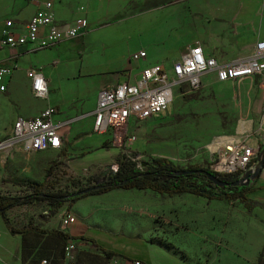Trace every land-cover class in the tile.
Masks as SVG:
<instances>
[{"label": "rangeland", "instance_id": "374dc122", "mask_svg": "<svg viewBox=\"0 0 264 264\" xmlns=\"http://www.w3.org/2000/svg\"><path fill=\"white\" fill-rule=\"evenodd\" d=\"M177 3V8L167 6L135 18H129L133 12L130 7L109 21L114 23L111 26H103L109 24L107 20L94 26L92 22L83 39L73 38L55 49L35 53L38 55L33 60L38 63L55 59L45 68V74L50 83V100L60 110L56 121L66 123L62 128L65 148L25 153L19 145L0 151L9 153L4 166H0V196L30 194L32 191L20 184L25 181L44 184V192L78 196L109 181L124 156L141 169L159 158L184 169L194 165L214 167L215 141L236 138L241 126L253 119L250 113L256 86L250 80L222 87L208 77L202 90L187 93L186 84L176 89L172 107L158 119L144 117L143 113L144 119L134 118L125 129H112L106 134L96 133L92 126L91 112L97 105L100 89L126 80L123 76L129 74L128 70L125 72L129 69L128 58L140 48H147L156 61L168 59L175 48L187 41L179 59L196 45L218 55L224 63L254 55L255 30L264 22V0ZM137 65L132 64V78L144 70ZM133 135L136 140L129 142ZM13 153L26 159L33 155L32 163H12L8 157ZM85 200L89 204L82 207L90 210L89 216L81 217L84 219H78L79 222L117 233H96L97 244L105 250L146 256L144 242L133 243L118 237L126 235L152 243L150 252L156 264H264V205L249 213L240 202L210 201L189 194L169 197L135 190ZM77 207L78 202L73 208L66 203L54 216L48 202L36 201L12 209L7 217L17 227L36 224L52 231L60 227L63 213L76 216ZM20 247L21 235L9 233L6 237L0 231V259L8 258V250L20 257ZM65 248L52 235L34 232L24 239L21 251L23 260L26 259L24 264L31 258L38 264L44 260L49 264H68L62 256ZM80 249L83 258L97 257L98 263H105L99 251L90 246ZM78 254L76 249V259Z\"/></svg>", "mask_w": 264, "mask_h": 264}, {"label": "built area", "instance_id": "2783aa9c", "mask_svg": "<svg viewBox=\"0 0 264 264\" xmlns=\"http://www.w3.org/2000/svg\"><path fill=\"white\" fill-rule=\"evenodd\" d=\"M53 8L52 0H44L42 8L36 11L30 23L26 25L25 33L21 35L11 32L13 22L5 23L0 47L17 49L25 44H33L38 49L48 50L64 40L85 35L89 25L86 19L77 20L76 24L61 30L54 18ZM147 56L145 51H138L131 56L130 61L139 64L147 59ZM12 71L10 67L0 66V91L6 90L5 80L11 76ZM209 74H215L220 83L242 82L248 78L260 77V86L264 92V40L255 46V53L251 58L226 64L218 62L216 57L206 56L203 48L196 45L190 47L188 54L177 62L148 67L133 81L101 89L93 112L94 131L106 134L112 129H125L134 118L144 119L148 116L155 120L172 107L176 89H181L186 84L189 88L187 93L196 92L202 87V78ZM27 77L32 83L31 91L34 96L42 100L48 99L49 84L42 70L30 69L27 71ZM56 115L57 110L48 107L35 118L17 119L10 138L0 140V151L19 145L24 147L25 153L60 150L63 146L62 128L66 123L57 122ZM135 140V135L129 138V142ZM214 152L217 157L212 170L219 174L231 175L241 172L242 176L253 169L254 160L259 155V149L248 146L245 140L215 141ZM75 224L77 219L70 212H65L61 217L63 230H69ZM76 249L74 243L66 246L65 258L68 264H76ZM43 264H47V261ZM109 264L147 263L141 260L113 258Z\"/></svg>", "mask_w": 264, "mask_h": 264}, {"label": "crops", "instance_id": "0c3cea01", "mask_svg": "<svg viewBox=\"0 0 264 264\" xmlns=\"http://www.w3.org/2000/svg\"><path fill=\"white\" fill-rule=\"evenodd\" d=\"M43 1L44 0H40L37 2H31L29 0H0V15H1L0 16V38H2V32H3V29L5 28V23H7L8 21L13 22L12 23L13 27L11 29V32L14 35L24 34L26 31V25L30 23L31 18L34 16L36 11L42 8ZM177 1L178 0H52L54 4V8L52 10H53L54 18L57 24L59 25V27H61V30H66V28L76 24L77 20L80 18L86 19L89 22V25L92 24L93 22L91 26H94V25L100 24L103 20L104 21L107 20L109 22L117 18L116 15H118L122 11L130 10V7L133 9L132 10L133 12L129 18H135L138 16L141 17L148 13H152L153 11H158L159 9H165L167 6H172V7L177 8L180 5V3L179 4L177 3ZM113 24L109 22V24L106 23L103 26L108 27ZM263 29H264V22L262 21L260 28L258 27L257 30H255V34H254V36L257 38V44L258 42L264 40V34L262 33ZM87 34L88 32H86L85 35L81 37L80 39H83ZM69 40H72V39H69ZM69 40H64L63 42L58 44L56 47L60 46L62 43H65L66 41H69ZM187 44H188V41L184 45H181V47L175 48L173 50L172 56L169 57L168 59H165L164 61H156V59H154L153 55L149 52L147 48H140L134 51L131 54V56L138 51L139 52L145 51L147 53L148 55L147 59H145L139 64L137 63L138 68L146 69L148 67L156 66L158 64H166V63L171 64V63L177 62L182 59V58L181 59L179 58L183 54V52H185L184 48L187 46ZM56 47L48 49V50L38 49L33 44H25L23 46L18 47L17 49H11L9 47H3V48L0 47V66L10 67L13 70L11 76L7 77L5 80V84L7 86L6 90L3 92L0 91V140L10 138V136L13 133L14 124L19 118H25L26 120L35 118L48 107H54L57 110L56 117L60 114V110L57 107V105H54L53 101L50 100V93H49L48 99L46 100H42L41 98H37L36 96H34V94L31 91L32 83L27 77V71H29L30 69H41L42 74L48 81V77L45 74L46 72L45 68L49 65L51 61L55 59L52 57L51 60H48L44 63H41V62L38 63L36 60H33V58L37 57L38 54H35V53H38L39 50L40 51L42 50V52L43 51L47 52L49 50L55 49ZM203 50L206 56L216 57L218 59V62L222 64H226L220 60L218 55L210 53L205 48H203ZM130 58H128L129 65L127 66V68L129 69L125 70V72H127L128 70L129 74L128 73L124 74L123 77L126 80L124 81L119 80L118 84L125 83L126 81H133L135 77L137 78L142 73L141 72L140 74H136L132 78L131 74L133 73V69L135 68H133L132 66L133 62L130 61ZM56 63L57 61L55 62V64ZM208 77H211L213 79H216V81H218L216 78L217 76L215 74H209V75L204 76L202 78L201 90L204 88L205 79ZM247 80H250V82L256 86V91L253 94V98H252V110L250 113L253 119L251 121H247V124H244L241 126L240 133L238 134L236 138H233V139L224 138L222 141L245 140L248 146L258 149L259 147H262L264 144V92L260 86L261 84L260 77L252 78V79L248 78L244 81H247ZM231 83L236 84L239 82L229 81V82L220 83V84H223L222 87H229ZM48 84L50 88L49 81H48ZM253 89L254 88H252V90ZM39 99H41V101H47L48 104H42ZM94 110L91 112L92 117H93ZM58 120L59 119H57V122H60ZM92 126L94 129V118L92 121ZM251 135L252 137H249ZM62 137H63V146L60 150L55 149L56 151H61L65 148V139H64V136ZM7 155L9 156L8 152L7 153L0 152V166H4V164L6 163L5 157ZM8 158L12 163H16V164L21 163V162L26 163V160H27L29 164H31L33 155L29 156L26 159V157L24 155H21L20 153L18 154L13 153L11 157H8ZM19 158H21V160ZM254 187H255V190L253 193L249 195V199L254 202L260 203L263 206L264 205V170L262 174H260V177ZM116 191L128 192V191L117 189L108 194H105V195L102 194L98 196L105 197ZM92 197H95V196H92ZM85 199H88V198H83L77 201L78 207H77V211L75 212L76 216L72 214L77 219V224H75L71 229H69L70 236L74 238L85 237V239L95 240L97 242H98L97 240L98 234L96 233L97 232L100 233V230H101V233L104 235L117 236V233L104 231L100 228L87 227L85 223H82L81 221L79 222L78 219L82 220L85 217L89 216V213H87V211L90 212V210L87 209L86 211L82 207V204L84 203H86L87 205L89 204L88 202H86ZM81 217H84V218H81ZM11 225L15 228H22V227H17L16 225H13V224ZM32 226L28 225L25 228H30ZM34 226H36V224ZM39 229L48 231L47 229H42V228H39ZM58 229L63 230L61 226V218H60V227L59 228L57 227L56 230ZM0 231L2 232V234L4 233L6 237L9 235L8 229L6 228V225L4 224L1 217H0ZM33 233L34 232H31L29 233V235ZM16 235H20V234H16ZM118 237L124 238L128 240L129 242H133V243L144 242L145 247L147 248V251H146L147 255L146 256L139 255L138 257H133L128 254H122L120 252H117L114 249H106V250L116 252L117 254L123 256V258L122 257L120 258L121 260H132L133 259V260H141L147 264H156L154 260L152 259L151 252H150L151 251L150 245H153L152 243L147 242L145 239H133V237H128L126 235H121ZM82 246L86 248L87 246L89 247L90 245H87L85 242H82L79 245L80 252H83L80 249V247ZM22 247H23V238L21 236L20 257H17L14 251L8 250L10 251V253H8L9 256L6 255V257L8 258L6 260L0 259V264H24L25 262L23 260L22 251H21ZM43 262H41L40 264H43ZM26 264H38V262L37 260L31 258L30 260H28V263ZM47 264L49 263L47 262Z\"/></svg>", "mask_w": 264, "mask_h": 264}, {"label": "trees", "instance_id": "16d2710c", "mask_svg": "<svg viewBox=\"0 0 264 264\" xmlns=\"http://www.w3.org/2000/svg\"><path fill=\"white\" fill-rule=\"evenodd\" d=\"M53 168H55L54 165L51 170ZM20 184L32 192L24 197L0 196V217L6 225L8 232L12 235L20 234L23 241L29 233L36 232L39 235H52L61 240L65 244V247L68 244L74 243L79 253L76 264H109L113 258L120 259L123 256L101 248L95 240H88L85 237L74 238L70 236L69 230L46 231L36 226L15 228L10 224L7 217L9 211L19 206L33 204L36 201L48 202L52 206V214L56 216L66 203H68V207L72 208L77 201L83 198L105 195L117 189L123 191H151L169 197L189 194L210 201L240 202L249 213L253 212L256 207L262 206V204L249 199V195L254 192L255 187H250L249 183L244 180L241 172L232 175L219 174L211 168H201L198 165L184 169L183 167L174 165L166 158L153 160L152 163L149 162L144 169H141L134 161L124 156L109 181L96 185L92 190H85L78 196H71L62 192L55 193V191L44 192L45 186L44 184H39V182L25 181ZM82 242L99 251L105 263H98L97 257L83 258L84 253L79 251V245ZM23 252L25 256L24 249ZM64 253L63 249V258L65 256ZM25 260L24 257V262H26Z\"/></svg>", "mask_w": 264, "mask_h": 264}, {"label": "water", "instance_id": "95a60500", "mask_svg": "<svg viewBox=\"0 0 264 264\" xmlns=\"http://www.w3.org/2000/svg\"><path fill=\"white\" fill-rule=\"evenodd\" d=\"M264 170V144L259 149V155L255 159L253 169L243 175L244 180L249 183L250 187H254Z\"/></svg>", "mask_w": 264, "mask_h": 264}]
</instances>
